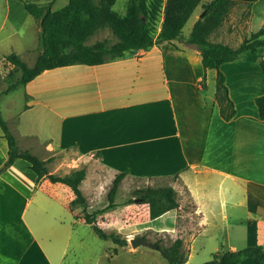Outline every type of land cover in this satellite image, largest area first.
<instances>
[{"label":"crops","instance_id":"0c3cea01","mask_svg":"<svg viewBox=\"0 0 264 264\" xmlns=\"http://www.w3.org/2000/svg\"><path fill=\"white\" fill-rule=\"evenodd\" d=\"M234 1L247 11L234 28H246L245 38L264 30V0ZM67 2L55 0L51 8ZM22 28L39 30L20 0H0V33L11 39ZM175 43L179 48L162 42L99 64L45 69L21 87L26 101L14 118V136L35 137L45 151L74 149L45 166L57 175L85 169L79 188L89 212L106 205L97 196L109 187L93 165L106 170L108 184L126 171L118 187L129 178L146 179L150 186L157 178L170 179L178 208L151 219L148 203L115 200L114 207L97 213L96 223L128 241L145 230L181 238L188 242L183 264H200L206 259H196L199 251L212 258L264 243V120L254 101L264 93V46L220 65L235 108L225 120L214 99L215 69L203 70L194 45ZM7 148L0 128V167ZM73 197L64 183L37 181L25 159L1 170L0 264H167L159 248L134 250L100 238L82 218L80 206L79 215L77 207L70 209ZM141 218L165 221L145 228ZM81 226L88 227L86 232ZM239 264L255 262L245 257Z\"/></svg>","mask_w":264,"mask_h":264},{"label":"trees","instance_id":"16d2710c","mask_svg":"<svg viewBox=\"0 0 264 264\" xmlns=\"http://www.w3.org/2000/svg\"><path fill=\"white\" fill-rule=\"evenodd\" d=\"M20 1L39 26L37 46L39 53L32 66L26 65L16 53L5 55L9 62L20 69L21 74L17 83L21 87L45 69L75 63L99 64L162 42L172 43L179 48L175 43L177 41L197 48L204 71L207 68L215 69L214 99L219 107L220 116L228 120L234 116L235 108L228 96L225 76L219 67L224 62L234 60L245 50L257 53L258 47L264 46L262 28L252 32L235 47L208 39L209 34L224 20L228 8L237 3L234 0H127L124 13L113 9L116 0H68L64 6L55 10L51 8L55 0ZM198 5L203 8V15L195 20L189 33L184 34L182 28ZM102 28H109L117 36V41L110 45L104 40L86 43L91 35ZM106 55H111V59H106ZM260 66L264 73L262 60ZM14 87L15 85L5 88L3 93ZM254 101L258 117L264 120V93L256 96ZM0 128L8 147L7 158L0 171L17 158L25 159L28 167L36 173L37 181L45 177L51 182H61L70 187L74 193L69 202L70 209L80 206L82 218L100 238L110 239L119 246L127 244V239L120 233L113 230L105 231L96 223L97 213L115 206V194L126 171L114 176L106 193V205L89 212L86 198L79 188L80 181L85 175L84 168L72 169L64 175L50 173L45 164L55 156L43 160L29 150L21 149L1 113ZM136 189L135 194L126 202L148 203L151 219L179 206L177 192L171 185L157 187L146 185ZM183 244L181 238H176L168 247H162L158 243H154V246H158L167 264H183L188 254V249ZM245 257H252L255 264H264V243L221 251L200 264H239Z\"/></svg>","mask_w":264,"mask_h":264},{"label":"rangeland","instance_id":"374dc122","mask_svg":"<svg viewBox=\"0 0 264 264\" xmlns=\"http://www.w3.org/2000/svg\"><path fill=\"white\" fill-rule=\"evenodd\" d=\"M47 1V0H46ZM127 0H116V2L113 5V9H115L119 13L125 12V5ZM210 1V0H205ZM197 10L194 11L192 16L188 19V21L185 23L184 27L182 28V31L184 34H188L191 30V25L194 19V16L196 14V17L199 18V15L201 12H203V8L201 5L197 6ZM197 11V12H196ZM247 17V11L246 8L243 7L241 4L235 3L232 4L227 11V15L225 16L224 20L218 26L215 28L208 36V39L212 42H228L230 46L237 45L241 39L245 38L244 34L246 31V28H234L233 26L236 25V21H243ZM33 20V19H32ZM35 20V19H34ZM157 28H159V22L157 24ZM39 30L37 31V34L34 33L30 29H23L14 37L11 39H8L6 36V32L2 31L0 33V113L1 116L6 121L10 131L15 134L14 132V118L18 114V112L22 109V106L25 103L24 93L23 89L21 88V85L18 82L20 78V69L9 62L5 55L9 53H16L21 60H23L26 65L32 66L35 62V59L39 53V50L37 49L38 41H39ZM97 40H104L108 45L114 43L117 41V36L111 32L109 28H102L97 30L93 35H91L86 43H93ZM106 59H111V55H106ZM264 75V73H263ZM15 87L8 91L7 93H3L4 89L7 87ZM17 143L22 147L21 149H27L31 153L37 155L39 158H47L52 153H55V157H61V156H70L73 154V148H67L64 152L54 150V151H45L44 150V143L33 138V137H18ZM54 162L56 160H53L50 162L49 166L52 167ZM95 170L99 173V179L102 180L103 184L108 185L109 187H106L105 193L99 194L97 196V199L99 201H102L101 204H104L107 202L106 193L108 189L110 188L111 184H108V176L107 172L104 168L99 166H94ZM65 174V173H61ZM170 179H160L157 178L153 180L154 187L161 186V185H168ZM146 186V179H140V178H129L126 179L125 184L118 187L119 190L116 191L115 194V200H117L120 203H123L128 198L132 197L137 187H144ZM182 201L184 203L185 210L191 209V203L189 202V198L186 195V192L184 189H182ZM77 214H81V209L79 207L75 208ZM165 219H158L156 221L148 220L145 218L139 219V222L141 223V226L143 227H156L158 225H161ZM79 228H82L85 232L88 229L86 226H81ZM148 230L139 232L138 236H140L141 240L144 241V243H141L140 245L136 247H132L130 242L127 240L126 246L129 248H132L134 250L138 248H144V247H152L147 246L146 243L149 242L152 245L154 243H158L162 247H168L172 244L174 241V237H170L169 235H164L162 233H154L152 235H147ZM77 236V235H76ZM179 237V236H178ZM87 240V239H86ZM111 241L107 240V244H111ZM183 246L186 248V243L183 242ZM102 244V243H101ZM108 250L113 253L112 248L110 245H107ZM154 248V247H152ZM118 252V251H117ZM206 251H199L196 254V259H211V256ZM88 256V253H87ZM118 258V257H117ZM123 258L122 256L118 259L120 260ZM195 260V257L192 259ZM204 260V261H206ZM193 264V263H190Z\"/></svg>","mask_w":264,"mask_h":264},{"label":"water","instance_id":"95a60500","mask_svg":"<svg viewBox=\"0 0 264 264\" xmlns=\"http://www.w3.org/2000/svg\"><path fill=\"white\" fill-rule=\"evenodd\" d=\"M202 15H203V12L199 15V17H202ZM129 242H130V244H131L132 247H136V246L140 245L141 243H143V241L141 240V238L138 237V236H135L133 238H130L129 239ZM147 244L149 246L154 247V248H158V246H154L151 243H147Z\"/></svg>","mask_w":264,"mask_h":264}]
</instances>
